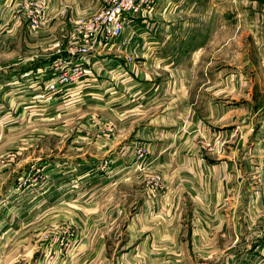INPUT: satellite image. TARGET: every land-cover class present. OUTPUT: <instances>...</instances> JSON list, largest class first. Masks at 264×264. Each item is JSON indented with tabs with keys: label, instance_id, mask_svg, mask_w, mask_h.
I'll list each match as a JSON object with an SVG mask.
<instances>
[{
	"label": "crops",
	"instance_id": "obj_1",
	"mask_svg": "<svg viewBox=\"0 0 264 264\" xmlns=\"http://www.w3.org/2000/svg\"><path fill=\"white\" fill-rule=\"evenodd\" d=\"M5 1L8 5L13 3V0ZM46 1L51 6L48 12L51 23L58 25L67 18L62 16L67 15L71 21L90 17L106 9L112 0ZM200 1L157 0L154 16L153 13L143 14L138 18L144 20L136 18L138 21L127 22L115 44L109 47L100 44L87 64V75L79 84L87 82L86 85L91 86L88 82L96 81L95 72L106 71V78L110 79L108 90L96 95L95 100L106 101L109 114L117 113L118 118H137L146 113L148 118L154 119L151 121L153 127L144 133V137L161 136V141H149L137 147L148 144L149 159L154 162L151 170L162 174L166 188L155 194L156 201L143 202L140 209H135L129 216L127 209H107L109 222L105 230L114 229L123 222L122 231H118L120 239L118 237L112 244L108 237L110 233L107 236L106 231H102L96 240L88 237L83 244L88 248L87 261L102 264H197L200 261L264 264V109H256L254 99L255 88L264 95V29L259 30L264 28V1H249L251 8L246 12V16L257 21L253 25L249 23L252 26L249 34L258 44L257 61L251 60L252 54L247 53L245 61L236 64L237 73H230L226 78L217 73L213 79L207 74L211 83L199 85L198 77L201 73L204 75L200 71L202 63L185 62L177 67L171 61L173 51L167 48L172 46L174 50L173 45L178 43L179 49L184 50L183 46L190 47V40L197 37H201V43L197 42L193 53H202L203 47L204 50L207 48V32L203 34L197 30L190 34L193 23L190 16ZM3 3L4 0H0V26L9 23L12 16V10L4 12ZM185 6L190 7L187 10L189 17L184 16ZM259 10L260 16L257 15ZM151 20L157 24L151 25ZM179 22L181 26L173 25ZM175 26L180 30L176 31ZM66 29L43 28L38 35L57 39ZM218 31L215 30V34ZM71 41L70 38L66 47ZM158 55L162 60L153 61L155 68L164 72L157 71L154 75L142 72L141 68L158 59ZM30 63L34 62L13 65V70L20 73H10L11 77L6 75L5 85L19 82L20 78L21 85L25 86L22 90L30 92L29 79L33 75L38 84L46 87V78L50 80L51 74H45L42 65L31 69ZM210 65L202 64L205 69ZM251 70H256L255 78ZM176 71H182L183 75L167 74ZM6 76L1 77L4 80ZM68 88L72 94L76 87ZM205 94L208 99L202 104ZM243 94L244 97H240ZM231 101L247 106L228 109L223 103ZM261 104L264 106V99ZM185 123L187 131L183 129ZM208 125L212 127L209 132L204 129ZM199 130H204L212 141L219 138L225 143V149L218 156L211 155L206 145L200 144ZM256 131L259 133L255 138ZM128 148L131 156L136 146ZM215 148L220 147L214 145ZM256 157H260L259 162L254 160Z\"/></svg>",
	"mask_w": 264,
	"mask_h": 264
},
{
	"label": "rangeland",
	"instance_id": "obj_2",
	"mask_svg": "<svg viewBox=\"0 0 264 264\" xmlns=\"http://www.w3.org/2000/svg\"><path fill=\"white\" fill-rule=\"evenodd\" d=\"M249 1L201 0L190 16L193 18L190 34L197 30L203 31V34L207 32V48L204 50L203 47L202 53H193L197 42L201 43V37L191 39L192 44L190 47L183 46L184 50L179 49L178 43L174 44L175 51L172 46L167 48L173 51L171 61L177 67L193 61L211 63L209 69L200 65L204 75L201 73L198 77L199 85L211 83L207 74L213 79L217 73L223 78L237 73L236 64L245 61L247 53L252 54L251 60L257 61V40L249 34L252 28L249 23L253 25L257 21L252 16H246L251 8ZM4 3V12L12 10V16L9 23L0 26V264H102L87 261L88 248L83 244L88 237L92 240L100 238L102 231H106L107 236L110 233L108 237L112 244L118 237L120 239L118 231H122L124 224L121 222V225L115 226L116 229L105 230L109 222L106 210L127 209L129 216L134 214L135 209H140L143 202L156 201L155 194L166 189L162 174L151 170L154 162L149 159L148 144L137 147L149 141H161V136L145 139L144 133L147 134L154 125V122L151 124L154 119L148 118L146 113L137 118H118L117 113L109 114L111 111L107 110L106 101L95 100L96 95L104 94L109 87L107 83L110 79L106 78L107 72L103 70L95 72L96 81L88 82L91 86H87V82L79 84L87 75L84 74L79 82L73 84L76 88L72 94H50L33 75L29 79L32 86L30 92L22 90L25 86L21 85L20 78L19 82L5 85L7 76L20 73L13 70V65L23 61L34 62L30 63L31 69L42 65L43 72L47 74L48 67L61 56L58 51L66 47L70 38V46L79 40L76 23L80 19L73 18L71 21L65 15L62 17L67 18H62L58 25H52L48 15L51 6L46 0H13L12 5L4 0ZM188 8H183L185 17H189ZM36 9L43 11L39 26L33 28L31 19ZM103 11L99 10L90 17ZM155 11L156 6L153 16ZM150 24L157 23L151 20ZM173 25L181 26V22ZM51 27L67 29L61 31V37L57 36V39L38 35L41 29ZM174 29L178 31L180 27L175 26ZM217 29L219 31L215 34ZM258 41L261 44L260 38ZM162 51L165 52L166 47ZM33 56L35 58L30 59ZM157 58L150 65H144L142 72L151 75L157 71L164 72L155 68L153 61L162 60L160 55ZM252 72L255 78L256 70ZM167 74L174 77L183 75L182 71ZM1 76L7 78L3 80ZM46 80L48 85L49 78ZM31 91L33 94L28 96ZM206 96L208 94L204 95L202 104L208 99ZM254 99L256 109H264L261 104L264 95L256 88ZM223 104L228 109L247 106L236 101ZM211 128L208 125L204 129L209 132ZM183 129L188 130L186 123ZM203 131L197 132L201 137L200 144L206 145L211 155L218 156L225 149V143L219 138L212 141ZM256 133L259 132H255V138ZM214 145L220 148L214 149ZM129 146H136L131 156ZM141 148L145 157L138 159V149ZM254 160L259 162L260 157Z\"/></svg>",
	"mask_w": 264,
	"mask_h": 264
},
{
	"label": "built area",
	"instance_id": "obj_3",
	"mask_svg": "<svg viewBox=\"0 0 264 264\" xmlns=\"http://www.w3.org/2000/svg\"><path fill=\"white\" fill-rule=\"evenodd\" d=\"M155 0H112L111 4L98 15L80 19L76 23L77 42L59 50L61 56L48 67L51 74L46 89L50 94H69V88L81 80L86 72L85 64L90 63L96 52V45L113 46L125 29L127 19L141 17L143 14L152 13ZM41 9H36L32 16V27L39 26L42 17ZM137 156L145 157L143 148L138 149ZM197 264H210L201 261Z\"/></svg>",
	"mask_w": 264,
	"mask_h": 264
}]
</instances>
